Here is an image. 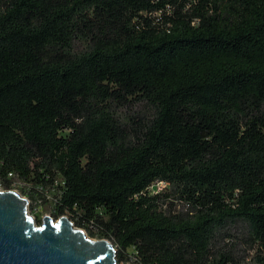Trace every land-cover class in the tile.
Listing matches in <instances>:
<instances>
[{
    "label": "trees",
    "instance_id": "obj_1",
    "mask_svg": "<svg viewBox=\"0 0 264 264\" xmlns=\"http://www.w3.org/2000/svg\"><path fill=\"white\" fill-rule=\"evenodd\" d=\"M12 178L117 263L264 264V0H0Z\"/></svg>",
    "mask_w": 264,
    "mask_h": 264
},
{
    "label": "water",
    "instance_id": "obj_2",
    "mask_svg": "<svg viewBox=\"0 0 264 264\" xmlns=\"http://www.w3.org/2000/svg\"><path fill=\"white\" fill-rule=\"evenodd\" d=\"M27 202L0 189V264H118L107 239L87 237L66 215L37 225Z\"/></svg>",
    "mask_w": 264,
    "mask_h": 264
},
{
    "label": "rangeland",
    "instance_id": "obj_3",
    "mask_svg": "<svg viewBox=\"0 0 264 264\" xmlns=\"http://www.w3.org/2000/svg\"><path fill=\"white\" fill-rule=\"evenodd\" d=\"M0 189L2 190H13L17 192L20 196L26 198L28 200L27 202V209L30 215H32L34 222L39 225L42 221V218L45 216H48L52 218L53 221H56L58 216L54 215L52 212V203H53V190L52 189H42V194L40 191L38 192L41 194V196L44 197L40 198L35 196V199L28 198L25 192V186L22 182L19 180L12 178L10 182V186L8 188H4L3 184L0 182ZM168 190V185L162 181H154L152 184H150L147 188V191L150 194H154L156 192H165ZM168 206L172 208L173 210L181 211L184 210V207L182 206V203L177 201L174 198H169L166 200L164 207ZM62 216V215H59ZM67 216V215H66ZM68 217V216H67ZM77 227V226H76ZM84 230V229H83ZM87 237L91 239H98L97 236H89L87 232L84 230ZM106 239V238H104ZM110 243L113 242L112 240L107 239ZM114 246V245H113ZM114 249L116 250V247L114 246ZM236 254L243 260V262H247L252 254V251L248 249L247 245L244 243H238L235 247ZM117 253V251L115 252ZM125 259L120 261L118 264H136L134 262V256H133V250L131 248L127 249L124 253Z\"/></svg>",
    "mask_w": 264,
    "mask_h": 264
},
{
    "label": "built area",
    "instance_id": "obj_4",
    "mask_svg": "<svg viewBox=\"0 0 264 264\" xmlns=\"http://www.w3.org/2000/svg\"><path fill=\"white\" fill-rule=\"evenodd\" d=\"M36 200V199H35ZM32 216V215H31ZM70 220V219H69ZM71 221V220H70ZM72 222V221H71ZM73 223V222H72Z\"/></svg>",
    "mask_w": 264,
    "mask_h": 264
}]
</instances>
